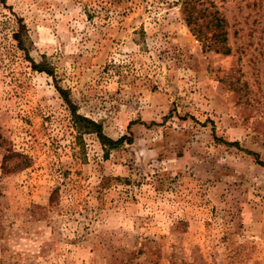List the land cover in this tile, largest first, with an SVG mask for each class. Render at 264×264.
<instances>
[{
  "label": "rangeland",
  "instance_id": "1",
  "mask_svg": "<svg viewBox=\"0 0 264 264\" xmlns=\"http://www.w3.org/2000/svg\"><path fill=\"white\" fill-rule=\"evenodd\" d=\"M182 1L0 0V264H264V0Z\"/></svg>",
  "mask_w": 264,
  "mask_h": 264
},
{
  "label": "trees",
  "instance_id": "2",
  "mask_svg": "<svg viewBox=\"0 0 264 264\" xmlns=\"http://www.w3.org/2000/svg\"><path fill=\"white\" fill-rule=\"evenodd\" d=\"M181 14L186 22V25L190 28L197 40L202 44L205 51H213L215 53L225 55H229L231 53V48L228 44L229 24L225 16L218 9L215 0H183L181 3ZM13 38L17 43V48L24 52L27 59L32 64V69L34 71L45 72L50 76H53V70L51 69L49 63L41 62L37 64L29 56L27 46V43L29 42L28 28L24 21L20 18H17V30L14 32ZM59 92L65 101L71 105L74 115H76L75 108L72 106L68 95L61 89ZM78 122L85 123V126H81V130L94 131L97 133L104 147L118 146L123 141L121 139L118 142H114L104 135L101 126H98L86 118L80 117ZM92 127H94L95 130ZM259 164L264 167L263 162L259 161Z\"/></svg>",
  "mask_w": 264,
  "mask_h": 264
}]
</instances>
